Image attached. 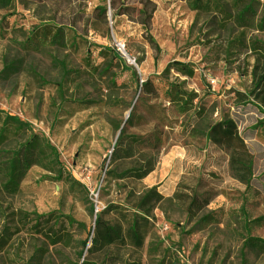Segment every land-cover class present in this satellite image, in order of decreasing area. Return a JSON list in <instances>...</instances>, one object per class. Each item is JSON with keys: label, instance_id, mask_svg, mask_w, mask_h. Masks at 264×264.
I'll use <instances>...</instances> for the list:
<instances>
[{"label": "rangeland", "instance_id": "1", "mask_svg": "<svg viewBox=\"0 0 264 264\" xmlns=\"http://www.w3.org/2000/svg\"><path fill=\"white\" fill-rule=\"evenodd\" d=\"M126 1L136 11L116 16L109 0H11L0 8V236L7 240L0 264H264V253L243 249L246 235L264 238V222H251L264 216V112L253 101L235 104L231 92L250 86L252 46L264 42V0H148V30L160 51L128 17L144 0ZM173 61L191 63L193 75L166 71ZM6 64L13 70L2 74ZM148 78L152 93L140 88ZM174 82L196 95V108L180 113L165 102ZM144 103L162 105L165 120L149 116ZM5 114L28 125L4 122ZM224 117L253 156L248 190L232 177L226 152L201 134ZM119 128L144 137L135 158L154 157L140 180L106 179ZM31 133L57 157L36 151L16 190L7 189L8 161ZM151 187L162 199L141 249L91 248L79 257L87 237L91 247L96 212L111 203L127 208L126 196ZM38 215L50 222L34 233ZM64 217L79 225L52 245L44 234Z\"/></svg>", "mask_w": 264, "mask_h": 264}, {"label": "trees", "instance_id": "2", "mask_svg": "<svg viewBox=\"0 0 264 264\" xmlns=\"http://www.w3.org/2000/svg\"><path fill=\"white\" fill-rule=\"evenodd\" d=\"M191 1V0H190ZM194 3H209V0H194ZM11 0H0V8L7 6ZM142 8L137 10L136 16H128L133 19L134 22L141 24L147 35L144 38L146 43L156 51H160L157 40L154 35L148 30V26L152 19L151 12L147 13L148 0L140 2ZM190 7L194 9V6L188 2ZM170 1L167 2L163 9L166 10ZM110 9L113 11V16L127 14L129 11H136V8L132 7L126 0H109ZM102 13H106V9L99 8ZM247 9L249 7L247 6ZM246 10H243V12ZM3 22L0 21V31L2 30ZM164 38V35L163 37ZM74 48L77 49L78 45L74 44ZM252 50L255 53L254 63L250 70V86L245 92L237 90H231L235 95L234 103L244 105L248 102H255L259 109L264 112V42L256 41L252 46ZM118 57L120 54L116 52ZM122 59V58H121ZM173 69L178 77L190 78L193 75V66L191 63H182L178 61L171 62L166 71ZM12 65L6 64L2 70L3 73L12 71ZM140 88H143L144 92L152 93L154 91L153 86L149 83V78L140 84ZM164 100L174 107L180 113H186L194 107V100L196 95L192 92H188L184 89L183 83H170L164 91ZM145 104V103H144ZM164 104V102H163ZM146 106V104H145ZM161 111V114H158ZM146 110L149 116H152L155 120L163 122L165 120L164 111L162 105L151 104L146 106ZM198 109L194 111L196 113ZM132 114L128 115L126 122L129 121ZM195 115L192 118L198 122ZM13 121L19 125H28L21 122L16 116L5 114L4 122ZM207 143H210L218 149L226 152L227 154V167L232 177L236 179L240 184L245 186V189H250V181L252 179V159L253 156L249 152L243 138L239 134L237 125L229 118L224 117L212 123L204 125L203 132L201 133ZM144 141L143 136L130 135L126 136L122 128H119L118 138L113 146L112 162H116L114 166L105 171L106 179H136L140 180L146 177L153 169L154 157L143 158L142 160L135 158V150L133 147L142 145ZM43 142V143H42ZM50 150L51 153L57 157L55 149L40 139L36 134L31 133L27 140L21 143L6 166V184L5 188L16 190L18 183L22 175L33 164L36 163L35 152ZM124 160L132 162V166L121 167ZM200 197L195 196L192 199V204L197 203ZM162 194L155 188L151 187L138 194L131 193L125 202L127 208H122L117 204H108L104 209L95 213L93 237L90 238L91 247H87L89 237L87 240L81 243L82 250L79 257L85 250L97 248V250L103 251L109 247H130L133 249H141L145 238L151 233L153 229L154 209L161 201ZM208 204V200L205 201V205ZM93 213V208H91ZM49 216L38 215L35 217L34 233H41L42 230L37 228L42 222L49 223ZM244 225L246 227L250 222L247 221V216L243 214ZM252 223L264 222V216H260L251 221ZM76 222L68 217H64L61 221L59 218H55L53 224L49 227L48 233L44 236L52 245L60 243L64 237L67 236L69 231L75 227ZM16 228L13 234L16 233ZM7 240L3 236H0V250L3 249ZM243 249H249L255 253H264V238L253 237L246 235L243 242ZM88 262L82 261L81 264H87ZM134 264V263H132Z\"/></svg>", "mask_w": 264, "mask_h": 264}, {"label": "water", "instance_id": "3", "mask_svg": "<svg viewBox=\"0 0 264 264\" xmlns=\"http://www.w3.org/2000/svg\"><path fill=\"white\" fill-rule=\"evenodd\" d=\"M108 14H109V15L111 14L110 10L108 11ZM127 117H128V116H127Z\"/></svg>", "mask_w": 264, "mask_h": 264}]
</instances>
